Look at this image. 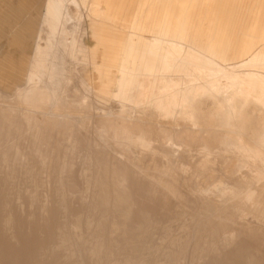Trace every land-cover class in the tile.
Returning <instances> with one entry per match:
<instances>
[{
    "label": "rangeland",
    "instance_id": "374dc122",
    "mask_svg": "<svg viewBox=\"0 0 264 264\" xmlns=\"http://www.w3.org/2000/svg\"><path fill=\"white\" fill-rule=\"evenodd\" d=\"M50 1L0 0V69L21 67L8 76L6 86L0 85V112L7 110L12 117L15 108L23 107L19 115L26 114L31 122L44 119L46 131L35 138L43 143L30 144L32 137L24 134L32 127L22 126L0 143V179L9 174L3 189L0 180V222L11 217L7 241L22 247L28 237H36L39 249H57L69 264H247L251 260L250 264H264V41L237 62H225L203 49L200 56L188 49L185 36L178 42L181 45H166V39H175L178 24L185 32L182 0L179 8L167 13L156 1L136 0L135 6L144 3L143 17L132 29V42L157 37L164 49L153 44L150 54L157 62L146 65L141 78L136 74L114 81L124 84L122 92L104 97L90 85L99 84L91 63L82 70L70 63L72 48L39 39L41 29L48 31L54 25L59 28L55 40L62 33L63 16L53 18L48 13ZM76 1L79 7L66 0L75 26L88 0ZM257 2L262 25L264 0ZM161 18L168 23L161 25ZM82 27L86 32L81 28L78 35L86 46H93L87 18ZM37 45L43 48L28 80ZM73 57L78 63L77 48ZM125 67L135 69L134 64ZM210 69L238 78L245 75L252 86L239 92L209 86L205 77ZM69 74L76 76V84L88 83L90 103H71L69 87L71 100L58 111L62 117L43 118L41 111L46 109L34 101L42 90L33 89L34 81L43 85L44 80L58 99L62 90L57 83L66 84ZM159 84H165L163 92L179 94L163 113L153 115L146 103L159 92ZM80 89L86 91L85 86ZM31 90L33 94H25ZM138 102L144 104L140 111L113 112L121 106L129 110ZM151 127L154 133L149 136ZM55 142H60L61 151H52ZM18 155L23 158L17 160ZM99 161L103 167L96 166ZM117 161L123 164L120 177L113 170ZM60 163L63 168H58ZM99 180H107L110 190L102 191L106 184ZM114 187L123 199H118ZM70 217L76 220L73 227ZM57 227L69 233L73 244L51 234Z\"/></svg>",
    "mask_w": 264,
    "mask_h": 264
},
{
    "label": "crops",
    "instance_id": "0c3cea01",
    "mask_svg": "<svg viewBox=\"0 0 264 264\" xmlns=\"http://www.w3.org/2000/svg\"><path fill=\"white\" fill-rule=\"evenodd\" d=\"M154 1L165 9V13L171 8H179V0H150L152 3ZM257 1L259 0H182L181 7L183 12L185 11L182 27L186 25L185 32L180 31L178 24L175 39H166V45L170 42L178 43L185 36L190 42L188 49L200 56L203 49L211 55H217L225 62L243 60L261 46V40L264 41V24L261 25L260 22ZM50 2L48 13L53 18L60 14L63 16L62 33L59 34V40H55L54 35L57 34L59 28L58 25H54L48 28V31L41 29L39 39H43L45 43H51V46L72 48V62L70 63L76 64L82 70L86 63H91L98 73L99 84L94 87L90 80L86 79L98 95L110 97L115 91L122 92L124 84H116L114 81L130 79L136 74H140L141 78L146 65L157 62L150 54L153 44L156 43L159 48L164 49L162 44H159L161 40L157 37L153 40L139 37L140 43L132 42V29L143 17V2L135 6L136 0H88L85 14L82 15L80 21L78 20L77 26L72 24V19H66L67 14L70 13L65 8L66 0H51ZM71 2L79 7L76 0H71ZM204 8L206 11H203ZM93 9H96L95 13L88 12ZM151 16L152 11L149 12L150 19ZM86 18L90 34L95 40L91 47L86 46L81 35H78L81 28L83 33L86 32V28L82 27ZM165 21L168 23L167 19L161 18L160 24L162 25ZM41 48L43 47L40 45L36 46L28 80L38 55L41 53ZM75 48L78 49L80 55L79 64L74 62V59L76 61L73 57ZM136 56H141V59H135ZM98 57L100 58L99 63L96 61ZM136 63L141 64V68H137ZM128 64H134L135 69H127L125 65ZM20 69V66L17 68L11 66L6 70L0 69V83L6 85L8 76L11 77L12 73L17 74ZM120 72L122 75L116 77ZM115 87L118 90H114Z\"/></svg>",
    "mask_w": 264,
    "mask_h": 264
},
{
    "label": "bare ground",
    "instance_id": "6f19581e",
    "mask_svg": "<svg viewBox=\"0 0 264 264\" xmlns=\"http://www.w3.org/2000/svg\"><path fill=\"white\" fill-rule=\"evenodd\" d=\"M68 12H69V10H68ZM66 19H72L73 20V16L70 13H68L67 16H66ZM189 75L191 77V73H189ZM244 76L245 75H242V77H239L238 78L233 73H225V72H221L219 70L210 69V70H207V75L205 77V82L208 83L209 86L214 85V87H217V88L218 87L219 88H225L226 91H227V89L228 90L229 89H232L235 92H239L240 91V88H242L244 86H250V87L252 86V84H251L252 82L250 80L244 78ZM193 77H196V75L193 76ZM75 79H76V76L74 74H69L67 76V80L68 81H67L66 84H63L61 82H58L57 83V87L60 90H62V91H60V97L58 99H54L53 98L52 91H51V86L48 85V84H46V82L44 80H43V83H44L43 85H39L37 83V80L34 81V83H33V85H34L33 89H35V88H41L40 90H42L40 92L42 96L39 97V98L36 97L34 99V101H35V104H37L38 106H40L42 109L43 108L46 109L45 112L43 110L41 111V114L44 116L43 118H45V116H47L46 114H54L58 119H60L62 117V114L59 113L58 111L63 110V108L67 105V103L71 99H72V102L71 103H80V104H84L85 103L86 105L90 103V100H88V96H87V93H88L87 89L89 87L88 83L83 82L82 85L76 84L75 81H73ZM0 85L1 86H6L3 83H0ZM83 86L86 87V91L80 89V87H83ZM69 87H72V89H73V91L70 92V95L73 96L72 98L69 96V92L67 91V89ZM164 87H165V84H159L158 85L159 92H157V93L154 92L152 94V100L150 102H147L146 103V105H149L150 104L149 106L151 107V113L153 115H156L159 112L160 113H163L165 111L166 106L168 107L169 104H171V102L175 99L174 97H177L178 94H179L178 92L165 93V92L162 91V89ZM32 92H33L32 90L31 91H26L25 94L26 95L27 94H33ZM192 92H193V90H192ZM181 93H182V91H181ZM156 94L159 95V96L156 97ZM85 95H86V97H85ZM2 96L4 98L7 97L5 95H2ZM154 96H155V98H154ZM23 101L20 100V102H23ZM143 105L144 104H141V102L140 103L138 102L136 104V106H134L133 104H132L131 107L129 106V108H130L129 110L124 109L121 106L119 109L116 108V109H118L117 111H115L113 109L114 110L113 112H126V113H128L129 111H131V109H134L136 111H140L142 108H144ZM127 107H128V105H127ZM170 107H171V105H170ZM100 108L103 110V107H100ZM23 110H25V109L23 107H20V106L17 107V108H15L14 111L17 114L13 115L12 117L7 113V110H3V111L0 112V143L1 142H7L8 136H13L14 134H16L17 129L18 128H21L22 126H31L32 127V130L31 131L25 132V134H24L25 136L32 137V139L29 140V143L30 144L43 143L44 142L43 140H37V139H35L37 136H45L46 135V131L44 130V127H45L44 119H41L40 121L32 120V122H31V120H30L31 118L28 117L26 114H22V116L19 115V113L22 112ZM103 111L105 112V110H103ZM109 112H111V110ZM21 120L25 121L26 122L25 123L26 125H22ZM216 120H218V119H216ZM105 125H107V123H105ZM153 128H155V127H151V131L148 134L149 136H152L153 135V133H154L153 132ZM253 136H255V135H253ZM1 137H5V138L2 139ZM55 143H57V145H55V147L52 149V151H54V152L61 151L62 148L59 145L60 142H55ZM124 143H126V142H124ZM230 144H228V145H230ZM239 144L242 145L241 143H239ZM224 145L226 146V144H224ZM27 150L28 151H32L33 149L32 148H28ZM198 150H200V149L199 148L196 149L195 152H197ZM22 158H23L22 155H18L17 156V160H20ZM58 158H59L58 156H55V159H58ZM39 159H43V157L40 156ZM84 160H85V158H84ZM4 162H5V157H2V164ZM100 163H103V162L102 161L97 162V165L96 166L103 167L104 163L102 164V166H101ZM57 166H58V168H63V164H61V163L59 165L57 164ZM113 166H114L113 170H115L114 172L120 177V175H121L120 173L122 171L123 164L121 162H118L117 161L116 163H114ZM238 168H239V166H238ZM67 173H68V171H67ZM61 175L63 176V173H61ZM0 180H1V184H2L1 188L3 189V188H5V186H7V183L9 182V174L8 173H5L4 176ZM60 180H61V187L59 186L58 191H59V194H62V192H63V185H62V183H63V177H61ZM98 183L100 185L106 184V185H103L104 186V190H102V191H105V190L106 191L107 190L109 191L110 190V189H108L109 185H108L107 180H99ZM114 191H115L116 196L118 197V199L121 200V199H123L125 197L124 194L120 191L119 188L114 187ZM206 192H207V190H206ZM101 193H103V192H101ZM10 218L11 217H8L4 222H2V223L0 222V264H69L67 261H65L64 259H62V257H61L62 255H61V253L57 249L56 250H51V251H45V250L39 249L38 246H37V239H36V237H32V238L28 237L27 241L25 242V244L22 247H21V243H19V242H18L19 244L16 243V242L15 243L14 242L13 243L8 242L7 239H6V237H5V233H6L7 229H9L11 227L10 226V220H11ZM68 220H69V223H70V225L72 227L75 226L76 220L72 219L71 217ZM99 225H100V222H97L96 223V227H95V232L98 231ZM15 227L18 228L19 226L18 225H15ZM213 230L216 231L217 228L216 229H213ZM51 234H54L55 236L59 237L61 239V242L62 243H72L73 244L69 233L65 232L62 227H57V231L56 232H54L52 230L51 231ZM12 235L14 236V234H12ZM196 236L197 235H194V237L192 239L194 240V238H196ZM13 238H12L13 240H16L15 239L16 237H13ZM17 240H18V238H17ZM73 246H74V251L78 250V244H74ZM251 261H249V262L251 263ZM209 262H211V261H209ZM255 262H257V261H255Z\"/></svg>",
    "mask_w": 264,
    "mask_h": 264
}]
</instances>
